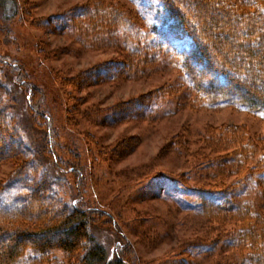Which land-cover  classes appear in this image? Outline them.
Segmentation results:
<instances>
[{"label":"rangeland","instance_id":"obj_1","mask_svg":"<svg viewBox=\"0 0 264 264\" xmlns=\"http://www.w3.org/2000/svg\"><path fill=\"white\" fill-rule=\"evenodd\" d=\"M16 1L18 15L7 20L6 29L0 17V55L19 63L43 91L51 132L32 125L28 94L15 83L9 85L15 99L8 104L17 110L12 125L19 127L18 136L30 152L50 140L63 167L81 169L77 185V173L64 172L53 158L37 155V176L62 181L60 199H80L115 217L117 229H91L108 258L126 244L134 264H253L248 250L235 245L238 223L217 224L202 208L198 192L208 195L219 184L233 201L261 211L264 221V171L245 163L246 174L235 173L237 160L228 158L226 176L220 179L222 165H217L236 150L237 142L253 146L255 161L264 159V112L199 97L177 65L152 49L143 52L147 59L137 69L118 73L126 62L131 66V32L122 29L108 37L84 15L70 12L96 0ZM108 1L132 8L128 0ZM6 8L11 14L13 4L8 1ZM64 13L71 20L68 26L60 20ZM172 41L180 51L192 45L182 34ZM101 69L108 74L103 76ZM46 115L37 121L45 123ZM7 142L23 144L0 139L2 145ZM14 168L12 160L1 161L0 181ZM80 252L57 250L49 259L75 264Z\"/></svg>","mask_w":264,"mask_h":264},{"label":"trees","instance_id":"obj_2","mask_svg":"<svg viewBox=\"0 0 264 264\" xmlns=\"http://www.w3.org/2000/svg\"><path fill=\"white\" fill-rule=\"evenodd\" d=\"M8 1L13 4L11 14L6 10ZM96 1L88 6H75L70 12L74 16L84 15L94 24L95 31H105L108 37L118 35L122 29L131 32V66L126 62L118 73L137 69L147 59L143 52L152 49L177 65L199 97L264 112V90L257 86L264 87V0H128L132 8L121 1ZM64 14L60 20L68 26L71 20L66 17L68 13ZM16 15V0H0L3 29L7 28V20ZM181 34L192 41L186 52L178 50L172 41L173 36ZM101 73L104 76L108 71L101 69ZM91 79L93 76L88 78ZM12 83L21 85L28 94L34 111L32 125L47 126L48 133L51 132L49 117L43 109V91L27 79L19 63L0 55V139L9 137L23 143L0 144V163L10 159L15 164L10 176L0 181V264H54L49 258L57 250L66 254L81 251L75 264H134V253L123 248L126 244L108 258L106 249L92 233V227L97 225L114 230L119 227L110 212L81 203L80 199L64 202L57 194L60 179L48 174L37 176L41 169L38 154L53 158L64 172L77 173V185L81 169L63 167L50 140L47 143L43 140L31 152L25 148L18 136L19 127L12 125L17 119L16 107L8 104L15 99L9 86ZM41 114L46 115L45 123L36 119ZM237 143L236 150L217 163L222 165L220 179L226 176L223 165L228 158L229 162L237 160L235 173L246 174L245 163L264 171V159L255 161L252 157L253 146L246 148ZM218 187L212 188L208 195L206 190L198 192L202 208L217 224L238 223L235 245L240 251L248 250L253 264H264L261 211L238 204L228 197L227 189L219 184Z\"/></svg>","mask_w":264,"mask_h":264}]
</instances>
